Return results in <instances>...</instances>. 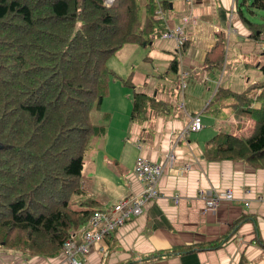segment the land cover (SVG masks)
<instances>
[{
    "label": "crops",
    "instance_id": "crops-1",
    "mask_svg": "<svg viewBox=\"0 0 264 264\" xmlns=\"http://www.w3.org/2000/svg\"><path fill=\"white\" fill-rule=\"evenodd\" d=\"M164 1L168 6L163 13L160 10V16L166 28H179L180 32L174 31L169 38L160 35L142 45L152 48L153 57H144L141 65L147 68L129 76L137 91L164 104L154 102L150 107L147 103L144 109L150 108L145 117L128 119V124L114 135L106 134V129L102 145L94 147L101 156L95 160L84 153L81 168L82 180L87 164L116 163L119 168L113 167L123 172L115 181L126 196L124 201L141 195L143 186L132 168L135 158L142 156L162 167L157 182L159 196L145 202L140 214L125 219L94 242L84 255L85 263L264 264V166L240 159L212 161L203 155L205 145L215 134L245 136L254 126L253 119L238 110L237 104L245 97L234 94L261 77L255 64L262 62L257 52L264 50L263 37H251L243 22V16L252 21L255 10L249 12V0ZM217 33L225 39L222 63L204 67ZM183 41L187 46L178 55ZM173 55L178 56L177 71L164 75ZM260 90H249L247 97L256 98ZM259 105V101L252 103L253 108ZM192 113L200 115L201 128L179 138L187 124L186 114ZM109 142L115 148L122 147L125 154V145H129L126 165H121L123 155H114L115 148L107 147ZM170 152L172 159L168 158ZM81 185L102 212L108 213L119 201L95 198L83 182ZM225 189L231 191V199L220 200L215 209L203 211L207 205L199 191L208 194ZM150 255L159 256L146 259ZM0 264L68 262L63 254L25 257L0 248Z\"/></svg>",
    "mask_w": 264,
    "mask_h": 264
},
{
    "label": "trees",
    "instance_id": "trees-1",
    "mask_svg": "<svg viewBox=\"0 0 264 264\" xmlns=\"http://www.w3.org/2000/svg\"><path fill=\"white\" fill-rule=\"evenodd\" d=\"M167 6L164 0H0V248L57 256L62 241L78 240L91 212L102 211L81 185V168L90 142L101 144L107 129L106 114V123L90 116L107 92L105 59L124 44L160 37L167 28L155 11ZM248 6L251 13L264 11V0ZM243 22L259 37L260 24L244 16ZM224 45L217 33L204 67L221 65ZM255 65L261 78L233 93L245 97L238 110L254 126L245 136L215 134L205 145L206 159L264 166V61ZM177 67L173 55L163 74ZM125 83L132 88L131 121L145 117L152 103L164 104L137 91L130 78ZM255 88L259 95L247 97Z\"/></svg>",
    "mask_w": 264,
    "mask_h": 264
},
{
    "label": "rangeland",
    "instance_id": "rangeland-1",
    "mask_svg": "<svg viewBox=\"0 0 264 264\" xmlns=\"http://www.w3.org/2000/svg\"><path fill=\"white\" fill-rule=\"evenodd\" d=\"M112 1V0H111ZM137 3L141 5L142 0H136ZM111 3V2H110ZM109 3V4H110ZM243 12H246L245 6L242 8ZM254 22L260 24L258 27L264 41V11L255 10V14L252 16ZM163 21L165 19L163 17ZM168 30V29H167ZM258 57L263 62L264 61V51L257 52ZM144 57H153L152 48L149 46L137 45L129 43L124 44L120 49L115 51L113 54L107 56L105 59V67L107 71V92L105 97L102 99L101 106L99 109H92L90 112L91 120L94 123H99L101 121L105 122L108 119L107 133L109 136L114 135L120 130L121 127L128 124L129 114L131 111L132 103V88L129 84L125 83L129 80L131 72H136L137 70H143L147 66H142L141 63L144 61ZM157 66L161 65L159 60H156ZM149 66H153L150 63ZM261 78V77H260ZM257 78V79H260ZM106 114V118L103 116ZM106 123V122H105ZM123 133H119L122 135ZM124 140L127 141L124 137ZM100 141H92L89 144L88 149L85 154L90 153L95 160L99 158L100 153L94 147L102 145L99 144ZM112 144L107 143L108 146ZM115 148V146H112ZM121 151V152H120ZM125 151L127 154L122 153V147L115 148V154L123 155L122 161L126 165L129 157V145H125ZM121 153V154H120ZM135 162V160H134ZM114 165V162H113ZM112 164H87V168L83 170V177L81 182L84 183L85 187L94 194L96 198H106L111 201L112 198H118L115 200L121 201L125 194L119 190V186L115 181V177H121L123 172L119 173ZM115 166V165H114ZM118 201V202H119ZM91 251V250H90ZM89 251V252H90ZM62 254V252L60 253ZM66 259V256H64Z\"/></svg>",
    "mask_w": 264,
    "mask_h": 264
},
{
    "label": "built area",
    "instance_id": "built-area-1",
    "mask_svg": "<svg viewBox=\"0 0 264 264\" xmlns=\"http://www.w3.org/2000/svg\"><path fill=\"white\" fill-rule=\"evenodd\" d=\"M104 1L107 4L111 2V0ZM160 12L158 8L155 14L161 18ZM174 31L179 33L180 29L166 30L161 36L165 38L173 37ZM186 116L187 124L179 133V138H182L186 132L197 131L201 128L200 115L198 113L186 114ZM172 156L170 152L168 158L172 159ZM161 172L162 167L159 164L151 162L142 156H137L133 164L132 173L142 183L141 195L114 204L108 213L93 210L86 221L85 227L80 230L79 239L67 237L62 241L61 252L66 256L68 264H86L84 255L91 250V245L94 242L99 241L104 234L123 223L125 219L140 214L145 202L157 198L159 196L157 182ZM199 195L207 205L203 211L215 209L220 200L231 199V191L229 189H225L222 192L213 191L208 194L199 191ZM174 201H177V197L174 198Z\"/></svg>",
    "mask_w": 264,
    "mask_h": 264
},
{
    "label": "water",
    "instance_id": "water-1",
    "mask_svg": "<svg viewBox=\"0 0 264 264\" xmlns=\"http://www.w3.org/2000/svg\"><path fill=\"white\" fill-rule=\"evenodd\" d=\"M148 44H150V42ZM142 45H144V43Z\"/></svg>",
    "mask_w": 264,
    "mask_h": 264
}]
</instances>
